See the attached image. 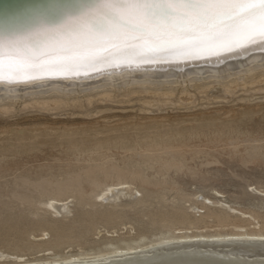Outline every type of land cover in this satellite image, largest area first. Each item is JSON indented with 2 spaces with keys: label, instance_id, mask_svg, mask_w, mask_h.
<instances>
[{
  "label": "rangeland",
  "instance_id": "1",
  "mask_svg": "<svg viewBox=\"0 0 264 264\" xmlns=\"http://www.w3.org/2000/svg\"><path fill=\"white\" fill-rule=\"evenodd\" d=\"M263 86L264 83L254 88L238 89L225 100H210L207 95L191 90L189 96L192 95V102L195 103L186 102L185 105L181 102V105L175 97L176 105L155 113L146 111L148 106L141 103L143 96H136L94 101L93 105L82 104L73 107V110L56 112L27 110L18 104L10 115H0V130L18 133L19 136H29L32 130L34 135H39L22 142H0V166L4 167H0V248L13 250L26 245L33 248L61 245L55 251L75 252L80 249V244L88 248L90 243L135 237L152 232L166 222H174L177 210L192 203H185L183 199L200 203L207 198L230 204L241 211L258 213L264 218L262 198L250 190H264ZM67 111L74 114L70 115ZM154 123L171 126L186 135L199 124H213L211 130L224 127L226 133L221 136L208 133V137L194 136L188 140V146L207 151L199 155L151 157L117 150L109 153L107 160L103 161L105 172L96 175L98 181L104 183L108 175L124 176L140 191L138 199L143 201L141 204L129 207L131 200L124 199L109 207H89L82 204L81 195L66 191L68 196H73L70 199L73 200L71 213L66 217L56 220L50 211L39 206L38 201L75 181L82 184L87 195L92 191L89 180L92 175L75 169L87 155L76 158L72 144L92 140L95 131L102 133L97 136L100 139L127 136L131 140L141 127ZM229 127L235 131L229 132ZM203 130L209 129L205 126ZM73 133L76 135L70 136ZM79 148L84 147L80 145ZM3 157L7 158L3 160ZM195 194L196 197L190 198ZM163 196L166 197L163 199ZM213 207L220 208V204ZM189 212L192 213L191 210ZM109 213H113L115 223H126L118 227L116 233L107 227ZM94 224L102 227L100 235L87 233ZM41 228L49 232L44 242L38 237ZM68 244L71 247L67 248Z\"/></svg>",
  "mask_w": 264,
  "mask_h": 264
},
{
  "label": "bare ground",
  "instance_id": "2",
  "mask_svg": "<svg viewBox=\"0 0 264 264\" xmlns=\"http://www.w3.org/2000/svg\"><path fill=\"white\" fill-rule=\"evenodd\" d=\"M21 24V27L0 28V38L5 37L6 34L27 37L40 27L33 26L32 21ZM43 25L53 27L60 24ZM39 39L43 42L42 37ZM32 42L36 43L37 39L34 38ZM56 42L54 37L48 39L49 46ZM263 83L264 47L252 46L247 51L225 55L219 60L198 58L187 61L143 62L135 70L106 67L102 71L89 70L86 75L82 73L79 77L31 82L10 83L6 76L4 80H0V115H10L18 104H22L27 110L33 108L38 111L56 112L70 108L73 110V107L76 108L77 105H91L94 101L106 102L116 98L130 99L136 96L137 98L143 96L144 101L141 103L148 106V108L145 106L146 111L155 113V111H162L164 107H171V105L173 107L176 102H180L179 104L181 102L195 103L192 102V95L189 96L193 90L207 95L210 100H225L238 89L245 90ZM243 90L241 91L244 92ZM254 90L260 91L259 89ZM175 97L178 98L174 103ZM205 126L210 131L203 130ZM212 127L213 124H199L186 135L179 129L174 130L171 126L165 127L164 124L154 123L141 127L135 138L131 140L127 136L100 139L97 136L102 133L95 131L92 140L71 145L75 150L76 158L87 155L83 162L75 166V169L81 171L80 173L92 175L89 178L93 186L90 194L87 195L82 184L75 181L58 188L56 192L38 201V204L50 211L56 220L71 213L73 200L70 199L73 198V194L81 195L82 204L89 207H109L124 199L131 200L129 207L141 204L143 201L138 199L140 191L124 176L108 175L106 176L108 180L104 183L98 181L96 175L99 172H105L103 161L107 160L109 153L117 150L126 154L151 157L207 153L202 148L188 146L187 142L194 136L197 138L208 137L209 134L221 136L226 133L224 127L211 130ZM228 130L229 132L235 131L230 127ZM34 132L31 130L29 136H19L18 133L0 130V142H22L38 138L39 135H34ZM74 135L76 133L70 134V136ZM80 145L84 148H79ZM3 158L5 160L7 157ZM1 160L2 154L0 155ZM250 190L262 198L261 207L264 208V190L258 188ZM66 191L72 195L68 196ZM207 193H201V195ZM196 196L195 194L190 198ZM165 197L163 196V199ZM183 200L185 203H192L184 209L177 210L174 214L176 218L174 222H166L152 232L141 233L137 236L134 234L135 237H120L90 243L88 248L80 244V249L75 252L55 251V249H60L61 245L37 248L26 245L13 250L0 248V264H142V262H148V264H264V218L261 215L241 211L229 206L230 204L213 202L207 198L200 203L191 199ZM215 204H220V208H214ZM201 209L205 212L202 213ZM190 210L192 213L189 212ZM112 216H114L113 213L108 214L106 224L114 230L112 233H116L118 227L125 226L126 223H115ZM260 220L263 222L261 223ZM39 231L38 237L41 242H44L49 236L48 229L41 228ZM88 232L100 235L102 227L100 224H94L87 230ZM31 235L36 237L34 233ZM85 244L88 245V243ZM68 247L71 245L68 244ZM27 252L30 253L27 254Z\"/></svg>",
  "mask_w": 264,
  "mask_h": 264
},
{
  "label": "snow or ice",
  "instance_id": "3",
  "mask_svg": "<svg viewBox=\"0 0 264 264\" xmlns=\"http://www.w3.org/2000/svg\"><path fill=\"white\" fill-rule=\"evenodd\" d=\"M49 37L57 42L49 46ZM252 46L264 47V0H98L60 25L0 38V80L79 77L164 60H219Z\"/></svg>",
  "mask_w": 264,
  "mask_h": 264
},
{
  "label": "water",
  "instance_id": "4",
  "mask_svg": "<svg viewBox=\"0 0 264 264\" xmlns=\"http://www.w3.org/2000/svg\"><path fill=\"white\" fill-rule=\"evenodd\" d=\"M97 4L98 0H0V28L21 27L28 21L33 26L62 24Z\"/></svg>",
  "mask_w": 264,
  "mask_h": 264
}]
</instances>
